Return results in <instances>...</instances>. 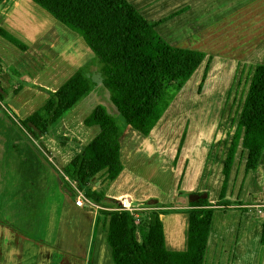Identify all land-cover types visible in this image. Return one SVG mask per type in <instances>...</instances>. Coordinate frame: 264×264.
<instances>
[{
    "label": "crops",
    "instance_id": "0c3cea01",
    "mask_svg": "<svg viewBox=\"0 0 264 264\" xmlns=\"http://www.w3.org/2000/svg\"><path fill=\"white\" fill-rule=\"evenodd\" d=\"M128 1L147 21L159 24L157 31L171 46L206 55L197 74L212 59L207 87L219 71L231 70L232 64H241L243 70L250 65L252 75L258 66L264 65V0ZM32 3V0L0 3V30L28 48L22 51L0 36V82L8 92L5 103H0L2 108L18 124L46 107L50 99L48 91L56 92L72 77L83 74L92 84L85 97L97 99L95 109L104 106L111 115L119 117L102 85L97 58L85 40L50 14L51 18L37 12L36 16L42 19L29 22V18L34 19L30 16ZM10 70L21 77L13 76ZM190 87L183 89L178 97L180 104L174 102L148 136L131 126L126 128L120 139L122 173L111 184L104 172L89 184L93 191L104 193L105 199L98 209L76 206L75 200L63 191L62 176L66 175L57 164L60 161L69 170V180L75 181L69 165L82 153L83 146L96 138L92 136L95 127L85 124L91 115L68 114L81 112L76 107L85 97L40 139L48 153L39 152L27 140L33 150L26 157L32 161L27 170L42 172L41 165L45 169L42 174L45 185L37 200H42L46 188L56 190L60 216L51 225L36 223L32 232L39 231L41 238L37 241L22 236L33 244V249L19 252L17 255L22 259L17 264L29 262L25 259L42 264V257L49 264H115L108 242L110 218L106 214L115 212L123 201L147 210L152 208L146 204L156 201L159 206L156 210L170 211L161 217L165 247L170 252H186L187 211L191 209L187 193L191 192L209 193L214 209L204 264H264V154L258 168L247 172L248 152L240 143L224 199L230 205L221 204L224 167L235 133L219 136L222 126L216 121L204 128L192 122L195 110L188 101L193 95ZM184 114L188 119L181 121ZM239 119L240 115L238 122ZM176 121L183 123L177 134L173 125ZM46 175L50 177L48 181ZM38 176L40 179V173ZM27 189L24 188L20 200L36 199L26 193ZM4 226L19 231L10 223ZM20 226L22 232H31V228Z\"/></svg>",
    "mask_w": 264,
    "mask_h": 264
},
{
    "label": "trees",
    "instance_id": "16d2710c",
    "mask_svg": "<svg viewBox=\"0 0 264 264\" xmlns=\"http://www.w3.org/2000/svg\"><path fill=\"white\" fill-rule=\"evenodd\" d=\"M9 1L0 0V3ZM32 1L85 40L97 58L102 85L109 92L111 104L120 117L111 115L104 106L97 107L85 124L97 127L99 133L90 144L83 146L82 153L69 165L79 190L99 204L105 199L104 193L93 191L89 184L103 172L108 184L122 173L120 139L126 128L131 126L148 136L196 75L206 55L171 46L157 31L159 24L147 21L128 0ZM0 36L27 51L26 45L5 30H0ZM211 64L212 59L205 68L199 94L205 86ZM10 73L21 77L15 71L10 70ZM91 89L92 84L87 77L77 74L58 91H48L50 99L46 107L29 119L19 120L22 127L12 119L13 124L41 152L34 140L45 149L40 142L42 136ZM7 96L8 92L0 82V102L5 103ZM0 109L8 115L1 104ZM240 143L248 152L247 172L255 171L264 154V65L255 69L240 111L224 167L225 183L220 202L223 205H230L224 199ZM62 180L63 191L76 200L77 192L66 179ZM187 196L191 209L187 211L189 234L186 252H170L165 247L161 217L170 211L140 212L138 215L146 214L147 219L139 225L135 215L129 212L107 213L110 218L108 242L115 264H204L214 209L207 192H191ZM146 205L159 207L156 201Z\"/></svg>",
    "mask_w": 264,
    "mask_h": 264
},
{
    "label": "rangeland",
    "instance_id": "374dc122",
    "mask_svg": "<svg viewBox=\"0 0 264 264\" xmlns=\"http://www.w3.org/2000/svg\"><path fill=\"white\" fill-rule=\"evenodd\" d=\"M32 4L33 7L30 16L34 19L29 18V22L35 23L37 19H42L36 16L37 12L41 16L51 18L49 13L35 3ZM35 18L37 19L35 20ZM237 66L238 64L236 63L232 64V69L227 73L219 71L217 75L211 79L208 87L207 85L204 86L201 94L198 93V89L205 67L193 77L194 81L189 85L191 86L190 91L193 92V95L188 101L193 110H195L192 122L199 123L200 126L204 128L205 124L214 123L216 121V123L222 126L218 132L219 136L223 135L224 137H229L236 132L240 111L248 92L252 75L251 66H244V70L241 64ZM186 86L189 87L188 85ZM187 87H184V89ZM179 94L181 95V93ZM99 97L102 99L101 95ZM178 97L179 95L174 102L180 104V99H178ZM96 105V98L93 97L92 99V96L85 97L83 101H81L80 106L76 107V109L81 110V112L72 111L68 114L79 113L82 116L85 115V117H88L91 115ZM111 109L114 110L112 107ZM220 114L222 115L217 117ZM8 116L9 115H6L0 109V264H17V262L22 259L17 255L19 252L33 249V244L22 236L26 235L31 238L32 242L33 240L37 241L39 239L38 237L41 238V236L38 235L39 231L32 232L33 227L35 229L36 223H40V226H43L44 223L46 226L51 225L53 224V219L56 218V216L58 218L60 215L58 214L59 206L56 205V190L47 191L46 188L42 200H37L39 199L38 195L40 191L45 185L43 180L44 176L42 175L45 169L41 165L43 169L42 172H38L34 169L30 172L27 170L29 166H31L32 161L30 162V159L26 157L29 156V150H31V152H33V150L23 133L13 124L12 118L10 119ZM186 119H188V116L184 114L181 117V121ZM18 124L20 125V123ZM182 124V122L178 124L177 121L173 123L176 134L178 132L177 128L182 127ZM92 132V136L95 137L98 135L99 129L95 127ZM35 143L44 154L48 153V151L45 150L47 149L45 143H43L45 149L41 148L39 142L36 141ZM23 159L25 161H23ZM33 160L37 161V159L34 158ZM38 164L40 163L38 162ZM57 164L65 171L66 177L62 176V179L64 178L67 181L71 179L69 170L64 168L60 161H57ZM38 173H40V179ZM49 179L50 177L48 176L47 181ZM21 180L24 183H22ZM25 187L29 188L26 190V193L30 194L31 198L35 197L36 199H31L30 201L20 200L21 195H24ZM151 208L150 210L139 208V211L134 213L137 225L142 221L145 222L147 219L146 214L138 215V213H148L156 210L155 208L157 207L151 206ZM19 222L22 223L20 225L25 226L27 229L31 228V232H22L23 227L18 225ZM5 223L16 226L19 230L18 232L22 234L16 231H10L4 226ZM25 261H29L26 264H34L30 259H25ZM42 264H49V262L46 261V257H42Z\"/></svg>",
    "mask_w": 264,
    "mask_h": 264
},
{
    "label": "built area",
    "instance_id": "2783aa9c",
    "mask_svg": "<svg viewBox=\"0 0 264 264\" xmlns=\"http://www.w3.org/2000/svg\"><path fill=\"white\" fill-rule=\"evenodd\" d=\"M68 182L70 183L72 188L77 192V199H76L75 204L78 208L89 209V210L99 208V206L96 202H94L92 199L87 197V195L83 191L79 190L77 183L75 181H71L68 179ZM116 211H119V212L125 211V212H129L131 214H134L135 212L139 211V208H137V206H135L131 203L123 201L119 204Z\"/></svg>",
    "mask_w": 264,
    "mask_h": 264
},
{
    "label": "bare ground",
    "instance_id": "6f19581e",
    "mask_svg": "<svg viewBox=\"0 0 264 264\" xmlns=\"http://www.w3.org/2000/svg\"><path fill=\"white\" fill-rule=\"evenodd\" d=\"M197 74V73H196ZM221 90V89H220Z\"/></svg>",
    "mask_w": 264,
    "mask_h": 264
},
{
    "label": "water",
    "instance_id": "95a60500",
    "mask_svg": "<svg viewBox=\"0 0 264 264\" xmlns=\"http://www.w3.org/2000/svg\"><path fill=\"white\" fill-rule=\"evenodd\" d=\"M87 210V209H86Z\"/></svg>",
    "mask_w": 264,
    "mask_h": 264
}]
</instances>
